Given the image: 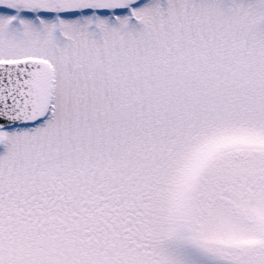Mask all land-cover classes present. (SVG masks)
<instances>
[{"label": "snow or ice", "instance_id": "1", "mask_svg": "<svg viewBox=\"0 0 264 264\" xmlns=\"http://www.w3.org/2000/svg\"><path fill=\"white\" fill-rule=\"evenodd\" d=\"M0 264H264V0H0Z\"/></svg>", "mask_w": 264, "mask_h": 264}]
</instances>
